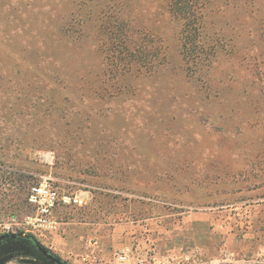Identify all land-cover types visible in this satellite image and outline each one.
I'll use <instances>...</instances> for the list:
<instances>
[{"label":"rangeland","instance_id":"1","mask_svg":"<svg viewBox=\"0 0 264 264\" xmlns=\"http://www.w3.org/2000/svg\"><path fill=\"white\" fill-rule=\"evenodd\" d=\"M61 3L0 0V264H54L30 237L66 264H264V162L247 163L264 147L206 132L254 119L242 84L227 78L244 74L245 56L264 66L263 42L248 36L264 0L209 17L207 46L219 45L208 87L221 94L209 104L183 64L175 22L161 23L151 74L123 78L135 90L128 99L85 96L72 65L95 56L67 52ZM45 177L84 202L57 212L58 230L41 237L23 220L29 188Z\"/></svg>","mask_w":264,"mask_h":264},{"label":"trees","instance_id":"2","mask_svg":"<svg viewBox=\"0 0 264 264\" xmlns=\"http://www.w3.org/2000/svg\"><path fill=\"white\" fill-rule=\"evenodd\" d=\"M49 1L57 6L62 2L61 4L66 8L67 18L60 26L58 37L64 43L67 52L81 51L86 56L90 52L95 56L94 65L83 69H77L72 65L76 75L72 82L77 84L76 86L85 96L95 97L102 103L109 102L111 97L124 96L128 99V95L135 90L132 83L122 85L123 78L129 75L136 80L141 77L147 78L151 74L149 70H153L154 65L157 64L154 60L163 57L158 50V43L161 41L158 30L162 26L161 23L175 22L179 27L178 39L183 64L188 74L191 71L198 79L205 82L203 89L198 90L201 95L205 94L202 101L209 104L208 102H220L221 94L215 91L212 95L208 87L211 80L208 72L216 60L217 49L215 48L219 45L212 42V46H207L210 29L208 19L212 14L230 4L253 5L258 0ZM212 34L213 37L216 35L213 32ZM248 36L252 44L257 45L256 43L261 41L264 44V19L251 30ZM239 61L242 66L246 63L249 65L242 69L245 75L228 77V83L242 84L239 98L241 97L247 106L254 105V119L250 122L244 121L245 126H209L206 132L208 137H244L243 140L245 139L246 143L251 145L256 143V147L263 148L264 106L257 107V104L259 102L264 104V66L257 60L251 63L248 56L242 57ZM202 74H204L203 77L199 76ZM248 95H254L255 98H250ZM212 98L215 100L213 101ZM106 106V108L110 107L109 104ZM118 106L122 107L121 102ZM200 112L202 113L200 117H205L204 112ZM195 113H199V110H191V114ZM262 162H264L262 155L260 157L256 155L255 158L247 161L252 165L256 164L254 165L256 169ZM262 171L261 174L264 175V170ZM216 178L219 179V174ZM63 209L66 208H59L57 212ZM29 242L39 252H41L39 248L45 250L48 256L55 259L56 264H66L58 257L51 255L33 237H30Z\"/></svg>","mask_w":264,"mask_h":264},{"label":"built area","instance_id":"3","mask_svg":"<svg viewBox=\"0 0 264 264\" xmlns=\"http://www.w3.org/2000/svg\"><path fill=\"white\" fill-rule=\"evenodd\" d=\"M83 200L79 194L59 192L51 178H43L27 192L26 201L32 212L24 217L25 232L39 234L41 237L56 232L60 225L57 209L80 207ZM125 256L126 253H123L119 258Z\"/></svg>","mask_w":264,"mask_h":264},{"label":"water","instance_id":"4","mask_svg":"<svg viewBox=\"0 0 264 264\" xmlns=\"http://www.w3.org/2000/svg\"><path fill=\"white\" fill-rule=\"evenodd\" d=\"M2 239H4V237H1V238H0V240H2ZM39 250L41 251L42 254L46 255V256H47L49 259H51L52 261L55 260V259L52 258L51 256H48V255L46 254V251H45V250H42V248H39Z\"/></svg>","mask_w":264,"mask_h":264},{"label":"flooded vegetation","instance_id":"5","mask_svg":"<svg viewBox=\"0 0 264 264\" xmlns=\"http://www.w3.org/2000/svg\"><path fill=\"white\" fill-rule=\"evenodd\" d=\"M4 240V239H3ZM42 254V253H41ZM43 256H45L48 260H50L51 262H53L54 264H56L55 263V261H52L51 259H49L46 255H44V254H42ZM48 255V254H47Z\"/></svg>","mask_w":264,"mask_h":264}]
</instances>
